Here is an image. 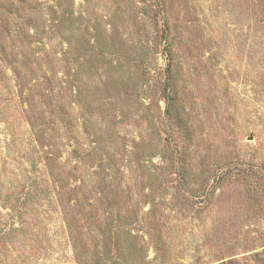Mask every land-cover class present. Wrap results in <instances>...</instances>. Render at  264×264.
I'll list each match as a JSON object with an SVG mask.
<instances>
[{
    "label": "rangeland",
    "instance_id": "1",
    "mask_svg": "<svg viewBox=\"0 0 264 264\" xmlns=\"http://www.w3.org/2000/svg\"><path fill=\"white\" fill-rule=\"evenodd\" d=\"M12 1L61 59L4 78L0 264H264V0Z\"/></svg>",
    "mask_w": 264,
    "mask_h": 264
},
{
    "label": "trees",
    "instance_id": "2",
    "mask_svg": "<svg viewBox=\"0 0 264 264\" xmlns=\"http://www.w3.org/2000/svg\"><path fill=\"white\" fill-rule=\"evenodd\" d=\"M8 3L12 6L13 1L8 0ZM56 6L57 5L55 4L51 6L50 11H52L54 14L59 12ZM31 10H33L35 13H39L40 17H43V14L40 13V10H37V9L34 10V8H27L22 16L19 15L17 9L15 12L11 11L10 9H7L6 14H5L6 16L0 15V30L2 28H5V33H3L0 37V66L3 68V76L0 77V97L1 95L2 96L4 95L2 91L3 89H6L7 84H8V82H4V78H7L9 79V81L12 82V86L17 92V97H20L23 94L27 95V91H29L30 89L28 87L25 88V86L23 89V85H25L26 83L30 84L32 83V81H30V79L29 80L27 79L26 73L23 70V65L32 54L35 53L37 56L44 57V58H46L49 55H52L53 59L57 61L61 59L58 53L54 52L52 49H49L48 47L44 45V43H48V39L46 37L48 26H46V24L44 23L45 22L44 19L36 21L32 15ZM32 37L37 39V40H34L35 43H32V41L30 40V38ZM16 41L18 42L17 45H15ZM33 44L34 45L39 44L42 46L39 47L40 51H36V49H32V53L30 55V53H28L24 49V47L25 46L30 47ZM6 47H9V55L11 56V58L8 61L4 53ZM41 53L44 56H40L39 54ZM166 54H167V60H168V62L166 63V69L170 70V67H171V57L170 56L171 55H170L169 49L167 50ZM46 62L48 64V61ZM8 71H10V73H8ZM53 73L54 72H52V69L49 68V65H48L41 80L48 81L49 78L47 75L48 74L53 75ZM33 80L35 82L33 85L40 84L37 78H33ZM170 85L171 84L169 83V80H168L166 83V86L169 87ZM165 101H166V112L169 115V109H170L169 97L168 99H165ZM106 230L105 229L102 230L103 233H101L103 237V241H110L113 239L111 237L112 235L108 234L107 233L108 230L107 231Z\"/></svg>",
    "mask_w": 264,
    "mask_h": 264
}]
</instances>
